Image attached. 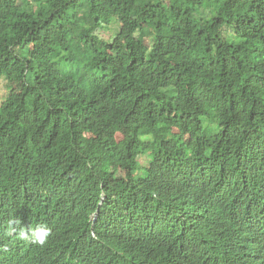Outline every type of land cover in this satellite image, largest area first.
Segmentation results:
<instances>
[{
	"label": "trees",
	"instance_id": "obj_1",
	"mask_svg": "<svg viewBox=\"0 0 264 264\" xmlns=\"http://www.w3.org/2000/svg\"><path fill=\"white\" fill-rule=\"evenodd\" d=\"M0 77V264H264V0H0Z\"/></svg>",
	"mask_w": 264,
	"mask_h": 264
},
{
	"label": "rangeland",
	"instance_id": "obj_2",
	"mask_svg": "<svg viewBox=\"0 0 264 264\" xmlns=\"http://www.w3.org/2000/svg\"><path fill=\"white\" fill-rule=\"evenodd\" d=\"M85 18V17H84ZM85 19L83 20V24L85 23ZM121 23L118 20H114L113 23H111L108 26H104L101 30L97 32V35L107 41V42H112L115 38L118 37L120 31H121ZM82 29H84V25H82ZM18 90V86L15 84H11L4 78L0 77V109H1V104L7 99V97L12 93V91ZM145 158L141 159V162Z\"/></svg>",
	"mask_w": 264,
	"mask_h": 264
},
{
	"label": "clouds",
	"instance_id": "obj_3",
	"mask_svg": "<svg viewBox=\"0 0 264 264\" xmlns=\"http://www.w3.org/2000/svg\"><path fill=\"white\" fill-rule=\"evenodd\" d=\"M9 230L14 232L16 231V228L13 227V224H19V220H10L9 222ZM31 231L33 232L34 234V243L40 245V246H43L47 243V240L49 238V235H50V229L47 227V226H41V227H38L36 229H31ZM19 236L21 238H25L27 236V231L25 230V228L21 227L20 228V231H19Z\"/></svg>",
	"mask_w": 264,
	"mask_h": 264
}]
</instances>
